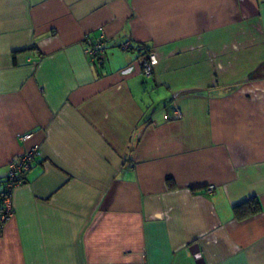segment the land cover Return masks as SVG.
<instances>
[{"label":"crops","instance_id":"crops-1","mask_svg":"<svg viewBox=\"0 0 264 264\" xmlns=\"http://www.w3.org/2000/svg\"><path fill=\"white\" fill-rule=\"evenodd\" d=\"M34 144L0 264H264V0H0V189Z\"/></svg>","mask_w":264,"mask_h":264},{"label":"built area","instance_id":"built-area-1","mask_svg":"<svg viewBox=\"0 0 264 264\" xmlns=\"http://www.w3.org/2000/svg\"><path fill=\"white\" fill-rule=\"evenodd\" d=\"M85 40L87 41V45L84 49V52L87 56L91 58L98 57L104 51V41L102 38L94 40L86 36ZM122 46L126 48L128 43L124 42ZM156 62L157 58L155 54L151 52L147 53V55L143 56L142 58L141 71L147 76L150 75ZM172 111V115L169 116L165 114L163 118L169 119L171 117L174 119H180L182 117V111L179 107L174 106ZM30 135V133L24 134L21 136V139L25 140L29 138ZM40 155L41 150L39 149V146L34 144L18 159H15L8 164L6 179L0 191V230L5 221L13 214V190L17 185L23 182L25 173L30 169L35 158ZM211 188L212 186H208V190Z\"/></svg>","mask_w":264,"mask_h":264},{"label":"trees","instance_id":"trees-1","mask_svg":"<svg viewBox=\"0 0 264 264\" xmlns=\"http://www.w3.org/2000/svg\"><path fill=\"white\" fill-rule=\"evenodd\" d=\"M139 48H140V50L141 51H143L144 53V56L145 55H147V53H148V50H147V48L144 46V45H140L139 46ZM172 113H173V111H172ZM165 114H167V113H165ZM164 114V115H165ZM163 115V116H164ZM167 115H169V114H167ZM170 116V115H169ZM6 179V178H5ZM2 189V188H1ZM1 189H0V191H1ZM252 204L250 205V206H244L245 204L244 203H241V204H238V205H235L234 207H233V211H234V213H235V215L238 217V218H241V217H243V216H246V215H251V214H253V213H256V212H258L259 210H260V204H259V202H258V200L256 199V198H251L250 200H249Z\"/></svg>","mask_w":264,"mask_h":264}]
</instances>
